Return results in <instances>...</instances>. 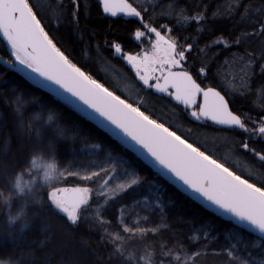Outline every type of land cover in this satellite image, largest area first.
Returning <instances> with one entry per match:
<instances>
[{
    "label": "snow or ice",
    "instance_id": "obj_1",
    "mask_svg": "<svg viewBox=\"0 0 264 264\" xmlns=\"http://www.w3.org/2000/svg\"><path fill=\"white\" fill-rule=\"evenodd\" d=\"M70 3L72 9L69 15L72 22L78 25L79 0H70ZM242 3L243 0H237L236 6L230 7L226 15L235 16ZM98 4L104 13L111 16L119 13L136 18L139 26L134 30L133 39L140 43L145 38L148 39L150 48H141L136 54L125 51L119 42L114 41L109 45L113 55L129 66L145 89L154 90L155 93L170 98L176 105H182L186 115L193 121L200 124L211 122L221 132L239 130L244 136L237 141L239 148L264 163V148L251 146L255 138L264 139V116L257 120H252L251 116L244 118L243 114L231 107V101L227 98L229 93L222 88L218 90L219 82L230 78V82L234 83L232 91L243 96L251 78L257 72L264 75V5L256 8L257 16L250 20V31L242 29L234 35H222L199 47L198 42H188L189 37H185V43L181 45L178 37H171L172 29L166 23L157 27L154 17L149 15L148 6L139 7L129 0H98ZM252 7L254 6L249 4L243 5L241 20H249ZM36 8L30 0H0V38L10 49V58L6 63L9 66H23L27 70L26 75L36 83L58 95L66 94L63 99L117 136L154 168L187 190L198 194L209 207L221 215L264 237V172L250 171L247 176L238 173L228 163L227 158L221 159L197 142L190 141L189 137L178 134L171 125L154 118L150 112L141 110L139 102L133 103L128 98H122L104 83L93 78L57 46L46 31L43 21L38 18ZM180 15L185 21H195L197 25L207 18L206 11L197 12L195 15ZM196 31L201 32L203 28L197 27ZM252 40L256 41L255 48H241ZM221 46L223 49L235 48L236 51H231L229 56L220 61V52H213L212 49H219ZM194 48L197 56L201 57L200 67L195 73L185 67L189 60L188 54ZM225 65L232 71L226 72ZM94 147L99 148L100 145ZM127 163L120 161L124 179L114 187H109L105 180L101 185L102 190L98 192L90 186L91 182L101 173L111 177L116 171L115 165H110L111 171L107 168L84 174L63 171L60 177L65 181L68 177H78L80 181L87 183L57 186L53 180L42 197L40 196L41 202L62 216L67 226H78L86 221L89 222V227L99 228L100 242L105 243L107 239L112 245L107 261L116 258L121 264H128L129 261L133 264H141V261L144 264H172V260L176 264H197L202 251L207 254L206 250L211 241L216 239L207 231L204 232V243L201 247L190 252L183 246L174 249L161 244V259L158 262L151 260L153 253L145 251L137 256L127 251L129 238H146L150 233L155 236L161 229L168 227L164 223L165 208L160 197H156L155 201L160 219L155 226L141 225L140 220L147 222L148 216H137L136 222L129 226L121 215L126 206L121 205L117 209V222L124 225L122 232L127 236L119 234L120 230H111L113 221L102 214L103 207L108 201L119 198L141 183L138 174L123 167ZM94 195L105 204L94 206ZM135 203L143 204L148 212L153 211L147 197ZM9 220L14 221V218L10 216ZM189 240L196 242L197 238L189 237ZM175 243L180 244L181 241L177 240ZM212 254L226 256L224 264H264V259L257 261L256 257L247 259L238 255L235 244L222 250L213 249ZM169 257L171 259H167Z\"/></svg>",
    "mask_w": 264,
    "mask_h": 264
},
{
    "label": "trees",
    "instance_id": "obj_2",
    "mask_svg": "<svg viewBox=\"0 0 264 264\" xmlns=\"http://www.w3.org/2000/svg\"><path fill=\"white\" fill-rule=\"evenodd\" d=\"M30 2L37 6L38 18L43 21L46 31L49 32L57 46L65 51L73 62L82 67L93 78L100 82L104 81L101 73H98L91 66L90 60L93 59H97V61L103 59L105 62L118 67L127 76L134 77V73L130 70L129 66L122 59L113 55V50L110 49L109 45L114 41L119 42L123 45L125 51H131L133 54L137 53L141 45L133 39L134 30L139 26L136 18L127 17L122 14H117L116 16L107 15L100 8L98 0H79L80 17L79 24L77 25L72 22L69 15L72 9L70 0H30ZM129 2L139 7L148 6L149 15L154 17L156 26L168 24L172 29L171 37H178L181 45L185 43V37H189L188 42H198L199 47H202L205 42L222 35L225 37L234 35L242 29L250 31V20L255 19L257 16L256 8L264 5V0H243L237 14L229 17L226 15L227 10L230 7L234 8L237 0H129ZM244 4L254 6L251 8L252 16L249 20L240 19V12L243 11ZM201 11H206L207 18L200 25H197L195 21H185L180 15L181 13L183 15H195ZM197 27H202L203 31L197 32ZM243 47H248L251 50L256 47V41L252 40L249 44L241 46V48ZM212 51H219V60L223 61L224 57L229 56L230 52L236 51V49H223L221 46V48H214ZM188 55L189 60L185 67L195 73L200 67L201 57L197 56L195 48ZM0 57L5 60L10 58V50L1 38ZM225 70L226 72L232 71L228 69L227 65H225ZM0 81L16 87L15 97L13 98L14 104H11L10 101L3 102L6 125L0 132V162L4 161L2 164L6 165V167L11 166L7 167V169H15L25 164L27 154H22V145H25L19 141L18 134L26 142L25 144H27L29 139L26 137V133L29 121L28 109L24 107L27 99H25V94L20 91L34 89L51 99L61 111L69 112L70 116L88 128L92 134L107 139L111 146L118 151L128 153L134 159L138 170L144 178L156 180L163 189L172 193L179 202L189 204L192 210L202 218H215L223 221L225 226H232L247 233L231 224V222L224 221L220 217L215 216L186 197L169 182L156 175L155 172L136 156L111 140L103 132L84 120L79 114L63 103L41 92L21 75L2 63H0ZM213 83L215 84L216 81L214 80ZM219 83L220 87L218 90L222 88L229 93L227 98L231 101V107L238 113L243 114L244 118L247 119L248 116H251L252 120H257L258 117L264 116V75H260L257 72L248 83L243 96L237 95L239 92L232 91L234 83L230 82V78L221 80ZM137 84V95L134 98L136 102L133 99L132 102H139L141 110L150 112L154 118L171 125L177 130L178 134L189 137L190 141L197 142L203 148L205 147L201 143L202 137L210 135L228 137L229 145L227 148L233 149L232 152L238 156L239 161L250 162L252 167L257 168L258 173L264 172V163H261L250 153L244 152L239 148L237 141L244 138L239 130L221 132L217 130L218 126L211 123L200 124L193 121L191 117L186 115L183 107L176 105L170 98L165 97L163 94L155 93L153 90L145 89L140 82H137ZM222 94L224 93L222 92ZM224 145L226 144L224 143ZM251 146L257 149L264 148V140L255 138ZM2 149H5V157L2 155ZM53 150L52 152L55 155L64 157L60 156L64 150V146L61 144L58 143ZM231 167L236 170L235 165L232 164ZM4 170L6 171L5 168ZM4 170L1 166L0 193L9 197V199L7 203L0 201V234L7 235L0 243V259L15 260L23 264L21 256L30 253L33 259L30 264H47L42 259H47L46 261H48V258V264H111L110 261H107L110 252L109 244L107 242L101 243L100 239L93 235L94 227H89V223H85L84 221L78 226H67L62 216L54 213L53 210H50L44 204L39 207L35 204L27 206L23 216L17 218L16 222L11 224L9 222V215L17 213L16 208L17 205H20V197L9 191L3 183L1 171L3 172ZM237 172L242 174L239 171ZM120 182V180H115L116 184ZM65 234L72 241L69 242V249L66 248L59 254L55 251L61 244ZM64 252L66 258H64ZM70 253H73L76 261H74L73 257L67 255ZM97 257H101L102 259H97Z\"/></svg>",
    "mask_w": 264,
    "mask_h": 264
},
{
    "label": "rangeland",
    "instance_id": "obj_3",
    "mask_svg": "<svg viewBox=\"0 0 264 264\" xmlns=\"http://www.w3.org/2000/svg\"><path fill=\"white\" fill-rule=\"evenodd\" d=\"M140 45L141 47L138 52L141 51V48H150L147 38H145ZM90 64L98 73H101L104 80L102 83H104L105 86L109 87L110 90H114L116 94L121 95L122 98H128L131 102L133 99V101L136 102L134 98L137 95L136 85H138L137 82L139 81L135 78V75L134 77L127 76L118 67L105 62L103 59L100 61H97V59L90 60ZM15 91V86L0 81V132L6 125L3 102L10 101L11 104H14L13 98L15 97ZM20 92L24 93L25 99H27L24 103V107L28 109L29 121V127L26 133V137L29 139L27 144H25L26 142L23 141L17 133L20 139L19 141L25 145H22V154H27L25 164L15 169L11 168V170L7 169V167L11 166L6 167V165L2 164L4 161L2 163L0 162V167L2 166L3 170L4 168L6 169V171H1L3 183L13 194L17 193L12 187V178L18 171H24V169L28 167L30 156L36 152H43L46 156L53 155L65 172L77 171L84 174L91 170H98L99 168H107L111 171L110 165H115L116 171L112 173L111 177H108L105 173H101L91 182L90 186L97 192L102 190L101 185L104 184L105 180L108 181L109 187H114L116 185L115 180L122 181L124 179L125 174L120 167V161H127L128 163L123 165V167L129 168L138 174L141 183L119 198L108 201L106 206L103 207L102 214L105 217H110L113 221L111 230L113 232L120 230L119 234L127 236V234L122 232L124 225L117 222V209L121 205L126 206L125 211L121 213V215L129 226L136 222L137 216L141 218L144 216L149 217L147 222L143 219L140 220L142 226H155L160 222L159 210L155 208L156 197H160L162 200L165 208L164 223L168 225L166 229H161L155 236L150 233L146 238H141L139 236L129 238L127 244L128 252H132L137 256L144 254L145 251L153 253L151 260L158 262L161 259V244L166 245L167 248L174 249H179L183 246L190 252L193 249L201 247L204 243V232L207 231L211 236L216 237V239L211 241L210 247L206 250L207 254L202 251L201 256L197 259V264H224L226 256L213 255V249L222 250L223 248L231 247L233 244L236 245L237 254L244 258L251 259L252 257H256L257 261L264 259V241L255 239L256 237L235 229L232 226H225V223L221 220L215 218H202L192 210L189 204L179 202L172 193L163 189L156 180L144 178L138 170L134 159L128 153L118 151L111 146L107 139L92 134L88 128L70 116L69 112L61 111L51 99L34 89L21 90ZM237 95L240 94L237 93ZM58 143L64 146L62 155H60L64 157H59L52 152L54 151L53 148H55ZM201 143L204 145L205 149L210 150L219 158H227L228 163L230 165H235L236 170L243 175L247 176L250 171L253 173L259 172L256 167L251 166L250 162L239 161L237 158L238 156L232 152L233 149L227 148L229 144L225 136L210 135L202 137ZM224 143L226 145H224ZM97 144L100 145L99 148L94 147V145ZM4 153L5 149H2V155L5 157L6 155ZM53 182H55L57 186H75L77 184L83 185L87 183L80 181L78 177H68L66 181L64 178L59 177ZM48 187H43L39 195L42 196L44 190ZM17 195L20 197V205H17L16 208L17 212L20 209L25 210L27 206L34 204L31 197L28 195ZM145 197L148 198L149 203L153 207L152 212H148L143 204L137 205L135 203L137 200H142ZM92 204L95 206L97 204H105V202L94 195ZM92 210L93 209H89V211ZM15 214L16 213H12L9 217ZM9 222L14 224L16 220H9ZM84 222L89 223L86 221ZM93 235L100 239L101 230L94 227ZM5 237H7L6 234H0V243ZM189 237H196V242H190ZM177 240L181 241V243H175ZM70 241H72L71 238L69 239V236L65 234L61 244L55 252L61 254L66 248L69 249ZM105 242H107V239ZM108 244L111 251L112 245L110 243ZM67 255L73 257L74 261H76L73 253ZM125 255H127V252ZM64 258H66V254ZM21 259L23 264H30L31 260H33L30 253L25 254V256L23 254ZM167 259H171V257ZM42 260L43 262L45 260L47 264L49 262V258L48 261H46L47 259ZM8 261L10 264H21L15 260ZM110 262L111 264H121V261L116 258ZM128 264H133V262L129 261ZM141 264H144V262L141 261ZM172 264H176V261L172 260Z\"/></svg>",
    "mask_w": 264,
    "mask_h": 264
},
{
    "label": "clouds",
    "instance_id": "obj_4",
    "mask_svg": "<svg viewBox=\"0 0 264 264\" xmlns=\"http://www.w3.org/2000/svg\"><path fill=\"white\" fill-rule=\"evenodd\" d=\"M62 172L63 169L53 155L46 156L43 152H36L30 156L28 167L15 174L11 184L17 194L28 195L32 202L39 207L42 206L39 195L41 189L50 186V182L58 179ZM8 199L9 197L0 193V201L7 203ZM23 214L24 209H20L11 217L16 220ZM0 264H10V262L0 259Z\"/></svg>",
    "mask_w": 264,
    "mask_h": 264
},
{
    "label": "water",
    "instance_id": "obj_5",
    "mask_svg": "<svg viewBox=\"0 0 264 264\" xmlns=\"http://www.w3.org/2000/svg\"><path fill=\"white\" fill-rule=\"evenodd\" d=\"M119 14V13H118ZM109 15V14H107ZM2 39V38H1ZM3 40V39H2ZM6 44V42L4 41ZM7 46V44H6ZM9 49V48H8ZM10 50V49H9ZM7 60L0 57V63H2L4 66L10 68L11 70L15 71L19 75H21L24 79H26L30 84H32L35 88L40 90L41 92L45 93L46 95L52 97L58 102L63 103L65 106L79 114L84 120H86L88 123H90L92 126L97 128L99 131L103 132L107 137H109L111 140L115 141L117 144L121 145L124 149H126L129 153L136 156L141 162H143L146 166H148L153 172L156 173V175L162 177L164 180L169 182L171 185H173L178 191H180L182 194H184L186 197L197 203L199 206L204 208L205 210L211 212L215 216L220 217L224 221H229L231 224L241 228L245 232L249 233L250 235H253L262 241H264V237H261L258 233L253 232L252 230L248 228H244L240 225H237L234 220L230 219L227 216L221 215L218 211H216L214 208L209 207L206 202L203 201L202 198L198 196V194L191 192L190 190H187L186 187L182 186L180 183L174 181L171 179L168 175H165L163 172H161L159 169L154 168L151 163H149L148 160L144 159V157L140 156L134 149L128 147V145L124 144L117 136L113 135L111 132H109L106 128L101 127L97 122L93 119H91L88 115L85 114L84 111H81L80 109L76 108L72 103H69L68 100L63 99V95H58L56 92L51 91L49 88L43 87L41 84L36 83L33 79H30L28 75H26V69L23 68V66L15 65V66H9L6 63ZM182 106V105H178ZM83 107V106H82ZM211 123V122H208ZM216 126V125H215Z\"/></svg>",
    "mask_w": 264,
    "mask_h": 264
},
{
    "label": "flooded vegetation",
    "instance_id": "obj_6",
    "mask_svg": "<svg viewBox=\"0 0 264 264\" xmlns=\"http://www.w3.org/2000/svg\"><path fill=\"white\" fill-rule=\"evenodd\" d=\"M181 107H183V106H181Z\"/></svg>",
    "mask_w": 264,
    "mask_h": 264
}]
</instances>
